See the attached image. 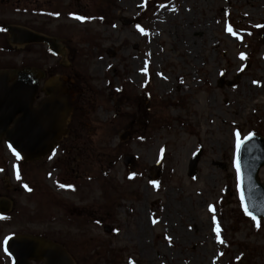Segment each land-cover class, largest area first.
<instances>
[{"label": "rangeland", "instance_id": "1", "mask_svg": "<svg viewBox=\"0 0 264 264\" xmlns=\"http://www.w3.org/2000/svg\"><path fill=\"white\" fill-rule=\"evenodd\" d=\"M7 13L58 38L69 66L34 46L0 48L1 68L63 79L72 114L35 162L0 149L14 203L2 243L44 235L77 264H264V219L245 214L235 166L236 133L264 136V0H28Z\"/></svg>", "mask_w": 264, "mask_h": 264}, {"label": "water", "instance_id": "2", "mask_svg": "<svg viewBox=\"0 0 264 264\" xmlns=\"http://www.w3.org/2000/svg\"><path fill=\"white\" fill-rule=\"evenodd\" d=\"M131 25L132 21L123 20ZM11 44L23 46L26 44H46L50 52L57 56L67 57L66 50L58 40L47 35L33 32L26 28L11 26L8 28ZM264 43V35L262 38ZM62 66L67 67L63 61ZM14 77V79H13ZM44 73L38 68L24 67V69L0 71V134L6 137L10 147L25 161L43 158L52 151L62 138L68 135V124L72 114V106L67 94L69 89L60 78L47 81L42 90L46 97L39 100V93ZM227 81L234 86L237 79ZM11 79L14 80L10 84ZM224 84L223 79L220 80ZM13 127H10L11 125ZM129 131L123 133L121 140H126ZM202 151H197L191 157L188 173L191 178L196 176L198 159ZM132 157L125 159V164L131 163ZM236 162L239 164V193L241 203L250 217L256 220L264 218V179L260 181V169L264 167V136L252 135L243 140L237 150ZM161 163L153 167L154 178L161 174ZM10 206L5 204L1 209L7 212ZM9 251L17 258V264H29V260L43 261L44 264H75L72 256L56 242L46 237L20 235L12 237L7 244Z\"/></svg>", "mask_w": 264, "mask_h": 264}, {"label": "flooded vegetation", "instance_id": "3", "mask_svg": "<svg viewBox=\"0 0 264 264\" xmlns=\"http://www.w3.org/2000/svg\"><path fill=\"white\" fill-rule=\"evenodd\" d=\"M27 2H28V0H0V29H2V30H0V48L2 50L6 49L7 51H11V49H15V47L13 45H11L10 42H9L10 35L7 32V29L9 27H11V26H16V27H20V28L25 27V28H28V29L32 30L33 32L34 31L38 32L36 29L30 28L25 23L12 22V21H7L6 20V18H7L6 16L8 14L7 12L10 11V7L11 6H15L17 8H21V6L24 5ZM38 33H41V32L39 31ZM32 46H44L45 48L47 47L46 45H39V44H34ZM29 47H30L29 45H26L25 48L29 49ZM18 49L22 50L20 48H18ZM13 68H16V67H14V66L11 67L10 66V67H2L1 68V66H0V70H2V69L13 70ZM39 98H41V96ZM6 145H8V144H7L5 136L0 134V149L2 147H6ZM19 160L21 161L20 164H22V165L24 163H26L23 159H19ZM2 163H3V161L0 159V170L1 171H6L7 170L6 169L7 164L6 165H2ZM28 163H30V162H28ZM4 179L5 178H1L2 181H4ZM2 188L4 190V193H0V217H5V216H8V214L12 212L14 203H13V200H12V196L9 194V191H8V190H10L9 185H5L4 184V186ZM9 203H10V206L8 208V211L7 212H2L1 209L4 207V205L5 204L9 205ZM20 234H22V235H31V234L32 235H36L34 233H21L20 232L19 234H16V233L15 234L14 233L9 234V237L15 236V235L18 236ZM38 236H41V235H38ZM15 253H16V249H13V253H12L11 251H8V249L6 248V244L2 243L0 241V264H17V258L14 255ZM29 264H44V263L33 259V260H29Z\"/></svg>", "mask_w": 264, "mask_h": 264}, {"label": "snow or ice", "instance_id": "4", "mask_svg": "<svg viewBox=\"0 0 264 264\" xmlns=\"http://www.w3.org/2000/svg\"><path fill=\"white\" fill-rule=\"evenodd\" d=\"M76 19H82V18L81 17H76ZM136 27L138 28V30H140L142 32V34H146V33H144V30L140 28L139 25H137ZM0 30H2V29H0ZM226 31H228L229 33H232L233 35H236V33H234L232 31V28L230 26L226 28ZM243 58H244V56H243V54H241V59H243ZM252 135H253L252 133H249L247 136L244 137V140H248L249 138L252 137ZM236 136H237V150H239V147H240V144L242 143V141L240 140V134L239 133H236ZM13 154L16 155L17 159L20 158L18 153H15L14 152ZM235 166H236V170H237V178L239 179L240 168H239L238 162H235ZM17 179H20L19 173H17ZM152 183L155 184L156 182L153 181ZM59 186L61 188H64L65 187V185H63V184H61ZM24 187L26 188V190H30V189L27 188V185H24ZM68 187H71V186L68 185ZM209 211H213V208H212L211 205H209ZM245 214L246 215H251L250 213L247 212L246 209H245ZM0 218H2V217H0ZM251 218L253 220H256V217L255 216H252ZM212 221H213V224L216 223L215 216L212 217ZM155 222L156 221L154 220L153 223H155ZM257 226H259V224H257ZM213 231L217 233V240H218V242H221L222 243V241H220V238H219V227H218V225L213 228ZM10 239H11L10 237H7V236L4 237L3 238V243L8 244L10 242Z\"/></svg>", "mask_w": 264, "mask_h": 264}, {"label": "bare ground", "instance_id": "5", "mask_svg": "<svg viewBox=\"0 0 264 264\" xmlns=\"http://www.w3.org/2000/svg\"><path fill=\"white\" fill-rule=\"evenodd\" d=\"M259 89H262V88L259 87Z\"/></svg>", "mask_w": 264, "mask_h": 264}]
</instances>
